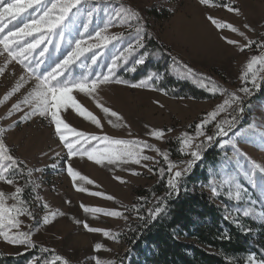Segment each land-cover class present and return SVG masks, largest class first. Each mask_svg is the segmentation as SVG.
I'll return each mask as SVG.
<instances>
[{"label":"rangeland","instance_id":"374dc122","mask_svg":"<svg viewBox=\"0 0 264 264\" xmlns=\"http://www.w3.org/2000/svg\"><path fill=\"white\" fill-rule=\"evenodd\" d=\"M233 2L234 0H213L212 4L205 7L199 4V0H92V2L82 5V10H93L86 35H93L105 24L112 22L107 34L122 38L113 41L106 48L95 49L94 52L87 53L80 61L70 66L66 72L69 78H79L82 74H89L90 79H92L102 73L106 74L111 60L122 52L127 45L134 43L136 28L138 26L143 27L142 22H137L133 17L125 20L124 23H119L115 15L121 12L122 8L129 6H131L132 11L138 9L147 21L149 38L145 43L148 52L152 55L146 57L145 64L136 66L135 72L130 71V68L139 53L129 57L127 64L123 63L122 60L118 61L120 68L116 72V76L134 82L153 72L158 73V76L149 82L152 85V88L149 89H132L117 84L100 86L96 94L100 103L116 111L123 118L122 121H115V118H110L116 122V127L109 124V118L104 116L94 99L77 91L72 93L73 97L88 111L101 119L104 125L103 130L97 129L95 125L78 115L72 108H62L61 118L65 119L70 127L86 133L108 135L113 139L147 141L162 151L169 152L173 162L187 159V157L179 155L177 137L184 131L194 132L195 124L200 123L208 113L214 111L228 97L220 94L213 95L201 88L198 83H194L191 77L184 75L186 66L193 68L197 73L209 78L210 81H214L220 88L232 92L243 86L244 82L240 76L246 70L247 62L251 57L264 56V52L259 50V44L253 45L243 53L239 51L238 47L227 44L223 37L240 43H246V41L230 30H218L208 19L209 16H212L220 22L231 23L233 26L240 27L242 31H246L250 40L264 43V0H235V6L239 7L243 13L240 16L228 12L223 7V5ZM47 3L50 4L51 0H47ZM29 15L35 16L36 12L29 9L23 17L13 21L9 27L22 26ZM85 22H87V16L84 14L79 17L73 16L67 21L71 30L66 33L65 43L61 46L60 51L56 52L50 46L49 53L40 58L44 60L40 69L41 74L51 70L55 66V62L63 59L69 51L67 40L78 38L79 32L83 30L82 24ZM244 23L251 25L255 31L247 32L242 27ZM149 43H153V46H150ZM38 52L39 49H37ZM156 52L161 53V55L157 57L154 55ZM94 53L97 56L96 65L91 64ZM172 57L176 58L175 61ZM4 63L3 57H0V67H3ZM13 69L16 72L15 76L12 75ZM20 71V66L13 62L12 65H8L5 74L0 76V101L15 85ZM168 79L175 80L179 86H174L173 89L167 85L163 86L167 84ZM187 85L195 86L197 92L204 91L203 98L198 99L191 96L195 89L183 90L184 87H188ZM22 98V95L17 93L5 103L0 104V127H4L6 130L5 142L14 157L24 160L29 168L40 167L44 170L39 173L34 172L32 177H28L25 172L24 176L18 179L17 186L25 189L22 196L32 206L31 210L38 215V218L42 219L44 214L42 205L44 203L49 205L50 212H55L57 215L49 225H41L38 229L33 230V240L37 245L34 249L25 251L22 247L8 245L0 239V257L5 255L18 258L32 253L31 260L36 258L39 264H46V262L51 264L55 256L59 255L70 258L72 264H77V262L79 264H92L91 257L95 255L101 259L113 260L114 264H121V261L122 264H143L142 256L136 249L132 248L135 239H132L131 233H136L135 229L142 223L136 219L133 206L136 205L139 208L140 215L146 216L148 209L153 207L151 204L153 200L152 189L165 183V181H162L158 174L149 173L147 169L134 164L124 165L123 168H132L140 172V176H132L128 171L106 163L97 165L94 161L88 160L87 155L83 157L77 155L71 161L74 170L80 172L93 183L88 184L79 179L73 183L64 166V162L67 160V150L53 134L50 120L33 117L27 122L20 123L19 120L23 113L17 112L9 116L12 104L17 103ZM155 101H159V104ZM262 104H264V92L254 90L253 95L246 101L244 114L245 127L250 128V133L246 138H243L241 147L248 157L264 165V143L260 142V134L264 133V108L261 107ZM226 115L227 113H223L222 117ZM169 128L174 129V131L166 132L163 140H156L148 134L152 130H167ZM8 129L11 130L8 131ZM208 129L212 131V125H208ZM73 138V135L69 134V139ZM85 147L90 151L93 148L103 149L105 145L103 143L97 145V142L92 141L85 144ZM213 152L216 154L217 160L211 162L207 161L205 157L202 163H198L200 177L192 184L190 190L192 191L195 186V192L209 196L208 182L214 181L221 193L220 197L217 198L220 209L226 205L227 209L234 214L239 209L238 218L243 227L248 226L247 222L259 228L264 227L255 215L250 218H245L242 215L243 210L250 207L255 212L264 210V195L249 186L248 195L255 201L254 205H250L247 198L241 203L228 200L226 198L228 188L227 185L222 184V181L228 176L237 174V161L228 158L231 155L230 150H228V155L219 149ZM44 153L48 155H44ZM56 153H60V155L57 157ZM144 154L153 156L155 161H158V163L145 162L154 169L166 167L162 157L156 152L145 151ZM239 165H243L244 170L251 168L249 160L245 157H239ZM260 175L257 172V178ZM116 176L123 178L126 182L121 183L115 179ZM200 185H204V188L202 189ZM77 186L86 188L88 191L78 192L76 191ZM0 191L11 194L15 188L0 182ZM91 192H101L114 199L108 200L101 196H93L89 194ZM181 192L185 193L184 191ZM138 194H144L142 197L147 199L141 201ZM36 196L40 197L38 203L35 199ZM65 201L71 203H65ZM81 204L87 207L118 210L128 216L129 219L125 221L124 219L105 216L102 213H85ZM61 212L64 215H59ZM73 217L77 220L87 221L91 227L122 233V242L117 244L105 240L102 233L86 232L82 224L77 225L74 222ZM20 219L24 231H28L36 223L27 216ZM129 229L133 230L130 231ZM258 232L256 230L253 235L257 237ZM176 236L181 241L194 242L192 238L185 235L181 236L177 233ZM96 243L105 244L111 250L93 253L92 250ZM44 248L49 251H43ZM147 248V245L143 246L144 250ZM150 249L154 248L151 247ZM205 250L212 251L208 248ZM16 253L23 254L16 255ZM260 254V256L255 254L257 259L264 258V253L261 252ZM29 261L25 264H29Z\"/></svg>","mask_w":264,"mask_h":264},{"label":"snow or ice","instance_id":"6c2138e0","mask_svg":"<svg viewBox=\"0 0 264 264\" xmlns=\"http://www.w3.org/2000/svg\"><path fill=\"white\" fill-rule=\"evenodd\" d=\"M90 2L92 0H51L49 4L47 0H0V57H3L5 62L4 66L0 67V76L5 74L8 65H12L13 62L15 65H19L21 69L17 82L4 96L3 100L0 101V104H3L17 93L22 95V99L12 104L9 116L17 112L23 113L19 120L20 123L27 122L33 117L50 120L53 134L67 150V160L64 162V166L67 175L73 183L77 179L86 181L88 184L93 183V181L81 175L80 172L74 170L71 161L77 155L81 157L87 155V159L94 161L97 165H104L106 163L107 165L128 171L132 176H140L141 173L132 168L124 169V165L134 164L147 169L149 173L158 174L160 179L165 181L166 191L162 196H157L155 193L152 194L154 205L148 209L146 216L140 215L139 208L136 205L133 206L136 219L142 222L135 231H139L141 228L146 229L159 219L170 216L172 208L169 199L172 197L178 198L181 191L188 192L185 186V179L190 176L198 163L203 162L207 153L217 149L225 155H228V150H230L231 155L228 158L235 159L238 165L237 174L228 176L222 181V184L227 185L228 188L226 198L237 203H241L247 198L248 203L254 205L255 201L248 195L249 186L264 195V165L248 157L247 153L243 151L241 144L243 138H246L250 133V128L245 127L246 119L244 114L246 101L253 95L254 90L264 92V56L256 55L251 57L247 62L246 70L240 76V79L244 82L243 86L232 92L220 88L214 81H210L209 78L186 66V72L184 73L186 77H191L194 83H198L201 88L206 89L209 93L213 95H226L228 99H225L214 111L208 113L200 123L195 124L194 132L189 133L188 131H184L180 133L177 137L179 155L187 157V159L173 162L170 159L169 152L162 151L147 141L113 139L108 135L86 133L70 127L65 119L61 118L60 112L62 108H72L78 115L95 125L97 129L103 130L104 125L101 119L91 111H88L73 97L72 93L77 91L94 99L97 107L104 113V116L109 118V124L116 127V122L110 118H115V121H122L123 118L116 111L100 103L99 97L96 95L100 86L117 84L132 89H149L152 88L149 82L158 76V73L153 72L135 82L116 76V72L120 68L118 61L122 60L123 63L127 64L129 57L139 53L133 62V66L130 68V71L135 72L136 66L145 64L146 57L152 55L148 52L147 44L145 43L149 38L147 21L138 9L132 11L131 6L122 8L121 12L115 14L117 21L124 23L125 20L134 17L137 22H142L143 27L138 26L136 28L134 43L127 45L122 52L111 60L110 65L107 67V73H102L92 79H90L89 74H82L79 78H69L66 75L70 66L80 61L87 53L94 52L95 49L106 48L113 41L122 38L121 36L107 34L109 27L112 26V22L105 24L103 28L97 30L93 35H86L93 16V10H82V5ZM212 3L213 0H199V4L205 7ZM223 7L228 12L235 13L237 16L243 14L241 9L235 6V0L232 4H225ZM29 9L35 11L36 15H29L22 26L9 27L13 21L23 17ZM81 14L87 16V22L82 24L83 30L79 32L78 38L74 40L68 39L69 51L67 54L63 59L55 62V66L51 70L41 74L40 69L44 64V60L40 58L45 57L49 53L50 46L56 52L60 51L61 46L65 43L66 33L71 30V26L67 21L73 16L79 17ZM208 19L218 30H230L233 33H237L246 41V43H240L239 41L223 37L227 44L238 47L241 53L255 44H259V50L264 52V43L250 40L246 31H242L240 27L233 26L231 23L220 22L212 16H209ZM242 27L247 32L255 31L248 23H244ZM42 45L43 47H41ZM37 49H39L38 53ZM154 55L159 57L161 53L156 52ZM172 59L175 61L176 58L172 57ZM91 64H97L95 53L91 58ZM257 65L259 67H255ZM12 75H16L14 69ZM155 103L159 104V101H155ZM160 106L163 107V105ZM261 107L264 108V104ZM223 113H227V115L222 117ZM208 125H212V131H209ZM124 126L127 127V125ZM10 130L8 129V131ZM172 131L174 129L171 128L167 130H152L148 134L156 140H163L166 132ZM69 134H72L74 138L69 139ZM5 136V128L0 127V182L13 186L15 191L11 194L0 191V239L8 245L18 248L22 247L27 251L37 247L33 240V230L38 229L41 225L47 226L52 223L57 213L50 212L47 203L42 205L44 209L42 219L38 218V215L31 210L32 206L22 196L25 189L17 186V181L24 176L25 172L28 177H32L34 172L39 173L44 169L40 167L29 168L24 160L14 157L5 142ZM92 141L97 142V145L103 143L105 147L103 149L93 148L89 151L85 147V144ZM260 142L264 143V133L260 134ZM145 151H153L160 155L166 167H160L157 170L150 166L149 163H145H158L153 156L144 154ZM44 155L48 154L44 153ZM55 155L58 157L60 153H56ZM239 157H245L249 160L251 164L249 170H244V166L239 165ZM257 172L261 174L259 178H257ZM115 179L121 183L126 182L119 176H116ZM200 187L203 189L204 185H200ZM208 187L210 189V202L219 207L217 198L220 197L221 193L218 187L214 181H209ZM195 190L194 186L192 192L194 193ZM76 191L87 192L88 190L77 186ZM89 194L101 196L108 200L114 199L111 196H105L101 192H91ZM35 199L38 203L40 197L36 196ZM139 199L144 201L147 198L139 197ZM65 203L71 202L65 201ZM81 208L85 213H102L105 216L120 218L125 221L129 219L128 216L118 210L87 207L83 204H81ZM222 211L224 212L222 218L225 221L231 222L244 234L251 232V228H244L242 226L238 218L239 209L234 214L225 205ZM59 215H64V213L61 212ZM242 215L245 218L255 215L257 220L264 225V210L255 212L250 207L244 209ZM24 216L36 221L35 225L29 228L28 231L22 230L20 218ZM73 220L77 225L82 224L83 229L88 233H102L105 240H110L117 244L122 242V233H114L111 230L91 227L87 221L77 220L74 217ZM174 238L178 239V236H174ZM220 238L231 239V236L222 234ZM42 250L45 252L49 251L47 248ZM101 250L110 251L111 249L105 244L96 243L92 251L93 253H97ZM22 254L16 253V255ZM91 261L92 264H114L113 260L101 259L95 255L91 257ZM29 264H39V261L33 258V260L29 261ZM46 264H49V262H46ZM51 264H72V261L70 258L56 255ZM247 264H264V258L257 259L254 253L249 254Z\"/></svg>","mask_w":264,"mask_h":264},{"label":"trees","instance_id":"16d2710c","mask_svg":"<svg viewBox=\"0 0 264 264\" xmlns=\"http://www.w3.org/2000/svg\"><path fill=\"white\" fill-rule=\"evenodd\" d=\"M149 45L153 46V43ZM166 83L163 86L167 85L172 89L179 86L173 79H168ZM187 86L183 90L192 88L197 92L195 86ZM195 91L192 97L203 98L204 91L198 90L197 93ZM206 160L214 162L217 156L213 151L209 152ZM199 170L198 166L185 179L187 193L181 192L178 198L169 199L172 208L170 216L159 219L146 229L131 233L132 239H135L132 248L142 256L143 264H247L249 254L260 256L261 252L264 253V227L259 228L247 222L248 226L244 228H251V234H244L231 222L222 218L224 212L210 202L207 194L193 193L190 190L192 184L200 177ZM165 191V183L152 189V193H156L157 196H162ZM143 195L138 194L140 197ZM151 204L154 205V200ZM256 230L259 231L257 237L253 235ZM177 233L192 238L194 242L174 238ZM222 234L230 235L231 239H221ZM144 245L148 247L145 250ZM151 247L154 249H150ZM32 256V253L18 258L4 255L0 257V264H25Z\"/></svg>","mask_w":264,"mask_h":264}]
</instances>
